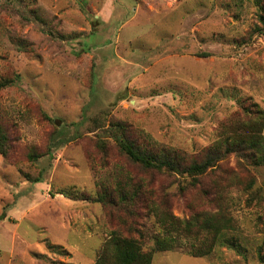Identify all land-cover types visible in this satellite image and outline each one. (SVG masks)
Returning <instances> with one entry per match:
<instances>
[{
	"label": "rangeland",
	"instance_id": "1",
	"mask_svg": "<svg viewBox=\"0 0 264 264\" xmlns=\"http://www.w3.org/2000/svg\"><path fill=\"white\" fill-rule=\"evenodd\" d=\"M260 14L254 0H0V79L20 77L0 88V126L17 140L0 154V264H96L117 227L82 194L95 198L117 166L159 188L122 157L116 124L201 160L224 123L244 118L241 102L264 111ZM46 115L65 144L53 157ZM248 167L239 177L254 178L250 192L233 189L219 205L188 190L173 204L182 219L226 208L240 249L197 258L183 239L152 264H264V166ZM145 227L153 245L154 219Z\"/></svg>",
	"mask_w": 264,
	"mask_h": 264
},
{
	"label": "trees",
	"instance_id": "2",
	"mask_svg": "<svg viewBox=\"0 0 264 264\" xmlns=\"http://www.w3.org/2000/svg\"><path fill=\"white\" fill-rule=\"evenodd\" d=\"M254 1L261 13L259 23L264 26V0ZM19 80V76L12 80L1 78L0 88L10 87ZM244 104L240 103L244 118L224 123L219 130V139L206 150L201 160L176 149L156 148L155 143L147 141L148 136L140 143L131 137L123 124L112 127L111 138L122 157L144 169V173L151 174L160 186L155 188L151 182L132 177L134 175L126 167L117 166L113 175L99 183L95 198L82 194L84 200L102 205L117 227L101 249L96 264H152L156 254L182 247L183 239L191 242L190 248H185L186 253L197 258L208 257L220 247L240 249L229 236L236 225L226 208L216 211L213 206L205 213L191 209L190 217L182 219L174 215L173 204L178 193L188 190L202 191L206 197L213 193L218 196V201L215 198L214 201L219 205L224 195L233 189L253 190L254 178L239 176L250 174L248 165L264 166V111L257 105ZM46 119L54 129L48 137L47 148L53 157L51 151L65 144L58 142L60 125L47 115ZM77 139L80 135L74 138ZM16 144L10 129L6 131L0 126V154L7 157ZM98 147L107 154L104 141H100ZM37 154H32L29 159L39 157ZM232 157L236 160L235 167L229 162ZM173 175L179 179L172 181ZM175 186H179L176 192ZM151 219H154L158 233L153 237V245L149 246L145 222ZM261 221L264 226V214Z\"/></svg>",
	"mask_w": 264,
	"mask_h": 264
}]
</instances>
